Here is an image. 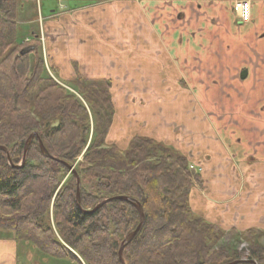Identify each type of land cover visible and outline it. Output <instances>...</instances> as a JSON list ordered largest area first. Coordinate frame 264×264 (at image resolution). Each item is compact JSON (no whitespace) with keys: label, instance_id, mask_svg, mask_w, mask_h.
I'll return each mask as SVG.
<instances>
[{"label":"trees","instance_id":"obj_1","mask_svg":"<svg viewBox=\"0 0 264 264\" xmlns=\"http://www.w3.org/2000/svg\"><path fill=\"white\" fill-rule=\"evenodd\" d=\"M18 2L0 0V146L19 165L26 141L36 132L53 158L42 153L38 137L31 141L26 162L19 168L12 167L0 150V227L13 231L18 241L68 258L69 264H122V242L140 223L132 203L138 201L145 222L124 247L126 264H225L237 259L264 264V245L258 242H249L246 256L236 248H216L224 230L193 213L189 201L201 176L190 169L184 155L149 137H137L128 150L103 147L114 116L111 81L78 76L77 89L97 117L94 138L79 170L75 169L81 206L93 209L114 196L130 199L110 201L93 213L82 212L76 176L71 172L70 179L64 183L62 179L87 146L88 112L46 74L38 33L31 34L29 45L15 36ZM157 149L176 156L154 162L151 156ZM86 179L96 182L94 191L84 188ZM261 232L231 230L243 240Z\"/></svg>","mask_w":264,"mask_h":264},{"label":"crops","instance_id":"obj_2","mask_svg":"<svg viewBox=\"0 0 264 264\" xmlns=\"http://www.w3.org/2000/svg\"><path fill=\"white\" fill-rule=\"evenodd\" d=\"M71 1L63 10L56 0L48 6L64 16L49 20L50 64L64 62L58 43L70 42L65 58L92 65L88 78L110 80L114 104L116 92L143 103L119 119L144 121V136L203 166V187L191 192L194 211L231 229L264 228V0H250L249 22L238 18L235 0ZM89 37L98 45L89 46ZM6 231L0 264H21L22 241ZM40 260L52 264L46 252L33 264Z\"/></svg>","mask_w":264,"mask_h":264},{"label":"rangeland","instance_id":"obj_3","mask_svg":"<svg viewBox=\"0 0 264 264\" xmlns=\"http://www.w3.org/2000/svg\"><path fill=\"white\" fill-rule=\"evenodd\" d=\"M66 1L70 2L71 0H56V2L60 5L58 7L60 10L65 9L64 4L66 3ZM71 2H73V1H71ZM99 2H102V0H82L81 1V3H83L84 5H90V4L94 5V4H97ZM50 4H51V8L55 7L56 6L55 0H51L50 3L46 0H35L34 2L32 0L24 1V2L19 0V2H18L19 9H18L17 18H16V27H18V31L15 34V36L17 35V37L19 36L20 38H21V36H23V38H21V39L19 38V40H23V42L25 44L29 45L30 43H32L31 42L32 41L31 34L32 33L33 34L38 33L39 39L41 40V46H40L38 51H39V55H42L44 58L46 74L51 76L67 92V94L73 95L78 101H80V103L82 105H84V107L86 108V110L88 112V122L90 125V134L88 136L87 146H85L83 148L81 154L76 158V160L74 161V163L72 165V167H74V169L79 170L80 163L83 161L85 151L88 149L92 138H94V134H95L94 130H95V124H96V120H97L96 118L97 117L93 114L91 107L85 98V95L83 93H80L79 89H77L78 87L74 81L77 79L78 76H81L85 80H91V78H88L90 76L88 75L89 71L87 70V68H91L92 65H89V67H88L86 64H81V65H79V66H81V68H78L77 64H72V61L70 60L69 57L65 58V54L69 55V53H70V50H69L70 46L65 47L66 44L70 45V42H65V41L64 42L61 41L58 43V53H57L59 56L63 57L64 62H62L61 64H57V63H53V65H52V63L50 64V61H49L50 50L52 52L53 47H56V42L54 45H52V47L50 46L51 43H50L48 33L52 28L49 27V22H50L49 20H50V17H53V20H55L56 18L62 19V17H64V16H61L60 14L54 15V13L52 11H50V8L48 7ZM62 25L63 24H61L60 26H62ZM56 26H57L56 24L53 25V27H56ZM69 26H70V24H69ZM69 26H67V27L69 28ZM84 40H85V38H84ZM87 41H88L87 43L89 46L95 47V44L98 45L97 43H94L95 41H93L90 37H89V39L87 38ZM49 47H51V48H49ZM62 57H58V59L62 60ZM60 65H61V67H59ZM53 66H55V67H53ZM58 67L61 69H59ZM111 91H112V85H111ZM86 93L87 92H85V94ZM146 98L149 100L153 99L154 103L157 102V99L155 97H146ZM138 99H139V97L130 96V95L120 96V94H118V92L115 93V104L113 101V106L114 105H116V106H114L113 108H114V113L116 110L117 114L115 116L113 128H112V123L110 124V128H109L108 134L106 135V141H105V144H103V147L106 148L107 146L115 145V146H118L122 150H128L132 146L133 142L135 141V139L137 137H146L144 135L146 133L147 125H144V123H143L144 121H140V119H139L140 122L137 121L134 124L133 120L129 119V117H130L129 115H126V117H122V119H119L123 113V110H126V109L130 110V108L133 109L134 103L137 105L143 104L141 102L137 103L136 101ZM143 99H144V97H143ZM122 116H125V115H122ZM113 118H114V116H113ZM112 122H113V120H112ZM128 126H132V128H130L131 130H129ZM157 133H158V137L165 136V134H162L158 130H157ZM169 133L170 134L167 137L172 141H176L177 135H175L173 133L172 129H169ZM35 137H37V136H35ZM129 137H131L132 139L129 140L130 139ZM158 142H161V141L159 140ZM169 154L176 156V153L174 154V152L168 151V153H166L165 150L163 151V149L162 150L157 149L156 152L153 153V155H155V156H151V159L154 162H157L159 158H161L163 156H167ZM190 169L193 170L197 175L201 176V183L195 184L194 187L198 186V187L202 188L203 187L202 178H203V172H204L203 166L202 165L194 166V165L190 164ZM71 172L72 171H70V173L69 172L66 173L63 176L62 183L66 182L68 179L71 178V176H72ZM95 184H96V182L93 181V179L92 180L86 179L83 185H84V188L88 192H92V191H94ZM99 202H101V201H99ZM189 203H190V206L192 208L191 200L189 201ZM194 205H195L194 207H196V206L198 207L197 201L195 202ZM193 213L196 216H199L202 219H205L206 221L212 222V221H210L208 216H205L204 214L199 215V212L197 210H195V211L193 210ZM51 216H52V214H51ZM219 226L224 230V234L220 238V240L218 241V244H217L218 246L216 247L218 249H219V247H227L229 249L230 248H232V249L236 248L239 252H242V254H244L243 252H245V254H247V247H248L249 242H258L261 245H264V233H262V232L256 233L255 236H253V238L251 240H243L240 237V235H236V234L231 233V230H237V229H231V227H224L225 225L224 224L222 225L221 223ZM257 230L264 231V228L257 229ZM237 231L242 233L243 231H246V230H240L239 229ZM0 233H7V231H6V229L0 228ZM126 237H127V235H126ZM23 244H24V242H21L20 247H19L21 264H33L34 260L37 259L38 253L39 252L44 253V251L41 250L39 247H37L33 244H28V245L26 244L24 246L26 249L25 254H24V251H22ZM245 254H244V256H246ZM54 259H57V258L52 256V264H63L62 259H64V258L60 257L57 260H54ZM67 260H68V258H67ZM237 260H241V259H237ZM237 260H235V261H237ZM42 261L40 260V264H44ZM225 264H228V263H225Z\"/></svg>","mask_w":264,"mask_h":264},{"label":"water","instance_id":"obj_4","mask_svg":"<svg viewBox=\"0 0 264 264\" xmlns=\"http://www.w3.org/2000/svg\"><path fill=\"white\" fill-rule=\"evenodd\" d=\"M35 136H37L38 139H39V145H40L42 153L44 155H46L47 157H50V158L52 157V156H50V154L48 153L47 149L45 148V146L43 144V141L39 137L38 133L35 132V133L30 135V137L28 138V140H27V142L25 144L23 158H22V163L19 164V165H14L12 163L11 158H10V154H9L8 149L6 147H4V146H0V150H3V151L6 152L7 158H8V162H9V164L12 167L19 168V167H21V166H23L25 164L26 158H27L28 149H29V145H30L31 141L33 140V138ZM69 168H70V171H72L74 173V175L76 176V179H77V204L81 208L82 212H84L86 214L93 213L96 210H98L99 208H101L104 204H106V203H108L110 201H113V200H127V201H130V199L127 196H114V197H110V198H107V199L99 202L98 204H96V206L93 209H89V210L83 209L82 206H81V201H80V184H81L80 183V178H79L77 172L75 171L74 167L69 166ZM132 203L134 204V206L138 209V211L140 213V223L137 226V228L134 231H132L131 233H129L127 235V237L124 239V241L122 242V245H121L120 250H119V258H120V261H121L122 264H126V262L124 260V257H123L124 247L127 244H129L136 237L137 233L140 231V229L142 228V226H143V224L145 222V214H144V211H143V208H142L141 204L138 201H132ZM247 261L252 263V264H258L255 260H246V259L237 260V261H234V262H231V263H228V264H236V263L247 262Z\"/></svg>","mask_w":264,"mask_h":264},{"label":"built area","instance_id":"obj_5","mask_svg":"<svg viewBox=\"0 0 264 264\" xmlns=\"http://www.w3.org/2000/svg\"><path fill=\"white\" fill-rule=\"evenodd\" d=\"M235 10L241 22L250 21V0H235Z\"/></svg>","mask_w":264,"mask_h":264}]
</instances>
